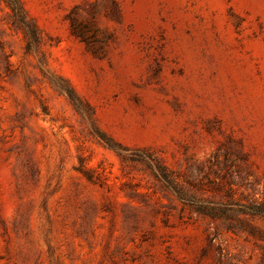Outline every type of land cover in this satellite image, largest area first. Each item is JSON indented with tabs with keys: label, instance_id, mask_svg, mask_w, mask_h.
Masks as SVG:
<instances>
[{
	"label": "rangeland",
	"instance_id": "1",
	"mask_svg": "<svg viewBox=\"0 0 264 264\" xmlns=\"http://www.w3.org/2000/svg\"><path fill=\"white\" fill-rule=\"evenodd\" d=\"M0 264H264V0H0Z\"/></svg>",
	"mask_w": 264,
	"mask_h": 264
},
{
	"label": "trees",
	"instance_id": "2",
	"mask_svg": "<svg viewBox=\"0 0 264 264\" xmlns=\"http://www.w3.org/2000/svg\"><path fill=\"white\" fill-rule=\"evenodd\" d=\"M6 5L11 11V17L16 27L25 33V17L22 8L18 5L17 1H5Z\"/></svg>",
	"mask_w": 264,
	"mask_h": 264
}]
</instances>
